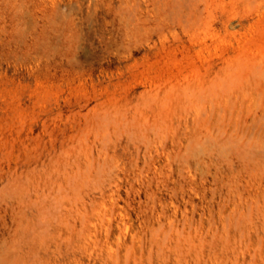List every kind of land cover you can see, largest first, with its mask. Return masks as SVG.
I'll return each instance as SVG.
<instances>
[{"label": "rangeland", "instance_id": "rangeland-1", "mask_svg": "<svg viewBox=\"0 0 264 264\" xmlns=\"http://www.w3.org/2000/svg\"><path fill=\"white\" fill-rule=\"evenodd\" d=\"M0 264H264V0H0Z\"/></svg>", "mask_w": 264, "mask_h": 264}]
</instances>
